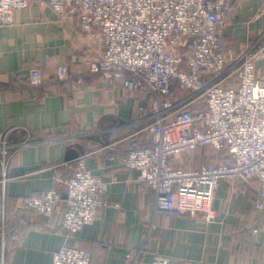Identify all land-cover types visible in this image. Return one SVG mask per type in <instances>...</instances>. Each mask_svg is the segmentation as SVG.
Listing matches in <instances>:
<instances>
[{
	"label": "crops",
	"instance_id": "obj_1",
	"mask_svg": "<svg viewBox=\"0 0 264 264\" xmlns=\"http://www.w3.org/2000/svg\"><path fill=\"white\" fill-rule=\"evenodd\" d=\"M232 1L225 40L239 49L263 43L264 0ZM104 48L97 32L82 30L75 15H61L44 0H30L0 27V264H51L63 245L88 250L90 264H129L128 254L142 246L139 264H149L154 253L168 255L171 264H264L257 182L221 180L214 219L206 220L157 211L154 191L121 163L137 128L129 123L149 97L88 72V60ZM60 64L68 65L71 79L56 80ZM31 67L42 71L44 86H30ZM255 72L263 76L264 63L257 61ZM68 150L107 182L105 205L73 234L62 226L65 188L52 179L58 171L74 173L75 160H64ZM210 150H197L196 166L217 159ZM51 188L62 198L51 215L17 207L19 198Z\"/></svg>",
	"mask_w": 264,
	"mask_h": 264
},
{
	"label": "built area",
	"instance_id": "obj_2",
	"mask_svg": "<svg viewBox=\"0 0 264 264\" xmlns=\"http://www.w3.org/2000/svg\"><path fill=\"white\" fill-rule=\"evenodd\" d=\"M44 1L61 15H75L82 30L98 33L105 48L88 60L90 74L149 97L129 123L137 128L121 163L154 191L157 211L212 220L221 180L257 182L254 207L264 208V75L255 72L256 62L264 63V44L228 46L224 26L232 0ZM29 2L0 0V27ZM55 76L72 78L66 64ZM28 80L34 88L45 85L38 67L29 69ZM5 147L3 138L2 154ZM201 147L213 148L217 159L192 167L178 162ZM52 179L65 185L64 229L73 234L92 223L105 205L107 182L80 158L71 176L58 171ZM61 199L60 189L51 188L19 198L17 207L49 216ZM142 253L143 246L129 253V264H139ZM90 258L88 250L63 245L51 264H90ZM149 264H171L170 257L154 253Z\"/></svg>",
	"mask_w": 264,
	"mask_h": 264
},
{
	"label": "rangeland",
	"instance_id": "obj_3",
	"mask_svg": "<svg viewBox=\"0 0 264 264\" xmlns=\"http://www.w3.org/2000/svg\"><path fill=\"white\" fill-rule=\"evenodd\" d=\"M226 43L228 44V46H230L232 48H236V47L233 46V44L228 43L227 40H226ZM263 44H264V42L261 43V44L259 43L258 45H263ZM210 149H211L210 151L212 152V156H215L217 154V152L213 148H211V147H210ZM206 155H207V158H208L209 157V154L206 153ZM183 157L184 158L182 160H178L179 163H185L186 165H189V164L192 163L194 165L197 162L202 161V159H200V157H201L200 155L199 156L197 155V157H195V151H193L191 153H188L187 155H185ZM208 161H211V160H207L206 159V162H208ZM76 165H77V159L74 161V168H76ZM29 196H32V195H29ZM29 196H23V197H29ZM67 246H69V245H67Z\"/></svg>",
	"mask_w": 264,
	"mask_h": 264
},
{
	"label": "water",
	"instance_id": "obj_4",
	"mask_svg": "<svg viewBox=\"0 0 264 264\" xmlns=\"http://www.w3.org/2000/svg\"><path fill=\"white\" fill-rule=\"evenodd\" d=\"M78 156H79V154L77 152H74L72 150H68L64 154V160L67 162H71V161L76 160L78 158Z\"/></svg>",
	"mask_w": 264,
	"mask_h": 264
},
{
	"label": "trees",
	"instance_id": "obj_5",
	"mask_svg": "<svg viewBox=\"0 0 264 264\" xmlns=\"http://www.w3.org/2000/svg\"><path fill=\"white\" fill-rule=\"evenodd\" d=\"M201 148H203V147H201ZM198 149H199V148H198ZM198 149L195 150V157H196V153H197V150H198ZM183 165L186 166V167L196 166L195 164H194V165H193V164H192V165H191V164L186 165L185 163H183Z\"/></svg>",
	"mask_w": 264,
	"mask_h": 264
}]
</instances>
